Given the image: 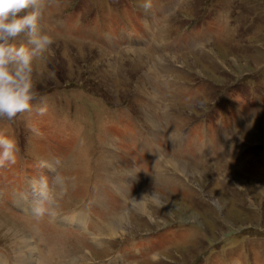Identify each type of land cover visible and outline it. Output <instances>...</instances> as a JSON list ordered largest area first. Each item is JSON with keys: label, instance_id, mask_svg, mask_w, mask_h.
<instances>
[{"label": "rangeland", "instance_id": "374dc122", "mask_svg": "<svg viewBox=\"0 0 264 264\" xmlns=\"http://www.w3.org/2000/svg\"><path fill=\"white\" fill-rule=\"evenodd\" d=\"M145 2L49 0L55 54L33 76L47 112L37 97L0 118L19 145L0 216L31 234L35 264H264V0ZM41 178L55 217L33 214ZM18 255L0 232V264Z\"/></svg>", "mask_w": 264, "mask_h": 264}, {"label": "clouds", "instance_id": "9594fccd", "mask_svg": "<svg viewBox=\"0 0 264 264\" xmlns=\"http://www.w3.org/2000/svg\"><path fill=\"white\" fill-rule=\"evenodd\" d=\"M49 0H0V118L13 120L34 108L37 97L41 105L36 108L39 115L47 112L46 98L36 90L34 63L37 59L53 56V35L43 28L45 10ZM147 12L153 5L150 0L142 5ZM25 37L23 41L18 37ZM35 131V129H33ZM19 152L18 142L9 136L0 135V167L15 165ZM53 186H64V178L54 175ZM40 199L33 206L38 219L57 215L56 197L45 178L39 181ZM166 259L153 252V264Z\"/></svg>", "mask_w": 264, "mask_h": 264}, {"label": "bare ground", "instance_id": "6f19581e", "mask_svg": "<svg viewBox=\"0 0 264 264\" xmlns=\"http://www.w3.org/2000/svg\"><path fill=\"white\" fill-rule=\"evenodd\" d=\"M127 52L125 53H123V55L124 54H127V53H130L131 54V52L133 53L134 52V50L133 51H130V50H126ZM133 54H135V53H133ZM149 54V53H148ZM122 55V56H123ZM139 55V54H138ZM129 57V56H128ZM139 57V59H140V61L143 59L144 60V58L145 57H147V59H148V57H149V55H146V56H144V55H139L138 56ZM122 59V58H121ZM146 59V60H147ZM136 62V61H135ZM150 116V115H149ZM148 118V117H147ZM145 120V119H144ZM151 120V119H150ZM146 121V120H145ZM154 120H151V122H153ZM146 123V122H145ZM171 163H173V165H177V166H179V168L183 165V163L182 162H179V161H171ZM168 164V163H167ZM165 166V165H164ZM184 167V166H183ZM188 170V169H187ZM137 179V178H136ZM28 199V198H27ZM16 200H17V202H19V206L20 205H22L23 207H26L23 203H25V200H26V198H24V197H21L20 195L18 196V197H16ZM28 200H30V199H28ZM158 200V199H157ZM145 201H147V200H145ZM29 202H27V204H28ZM31 203V202H30ZM137 203V199H136V197H135V199H134V204H136ZM32 205V204H31ZM147 210V209H146ZM140 213H143V214H145V212H143L144 211V209L142 210V207H140V209L138 210ZM148 211V210H147ZM74 213H84V212H82V211H76V212H74ZM74 213H72L71 215H73ZM84 214H86V213H84ZM88 214V213H87ZM71 215H69V216H71ZM69 216H67V217H69ZM83 217L82 216H80V215H75V216H72V217H69V218H66L65 220L67 221V222H69V223H72V224H75V225H77V226H80V225H82L83 224V222H84V220L82 219ZM4 218L3 217H1L0 216V232L2 233V235H4L5 237H10V238H12V240L14 241V243H15V250L16 251H19V259H23V261H25V262H28V264H35V263H37L36 262V260H37V251H38V245L37 244H35V243H33V241H32V239L29 237V235L31 236V234L30 233H28V234H26L24 231H19V227L18 226H16L15 224H13L12 222H11V224L10 223H8V222H4ZM73 220H76L77 221V224L76 223H73L72 221ZM8 221V220H7ZM128 221V217L127 216H124L123 217V219L119 222V224H125L126 223V225H128L129 224V222H127ZM132 221V220H131ZM35 222V221H34ZM106 222H108V224H106V225H103V226H107V225H109V224H112L113 222L111 221V219H109L108 221H106ZM6 223V224H5ZM15 225V226H14ZM20 226V225H19ZM102 226V227H103ZM121 225H119V226H116V227H113V232L115 233V236L117 235V229H118V227H120ZM21 229V228H20ZM112 236H114V234H112ZM17 248V249H16ZM140 251H142L141 249H139L138 250V253L140 252ZM144 253H146V251H143ZM150 252H152V250L150 251ZM38 253H39V251H38ZM135 253H137V249L135 250ZM121 258H122V255H121V257H120V261H121ZM122 261H124V260H122ZM121 261V262H122ZM109 263H111V264H115V263H118V260H117V258H115L114 259V261L112 262V260L110 259L109 260ZM133 263V262H132ZM17 264H19V261H18V259H17ZM127 264H130L129 262H127Z\"/></svg>", "mask_w": 264, "mask_h": 264}]
</instances>
